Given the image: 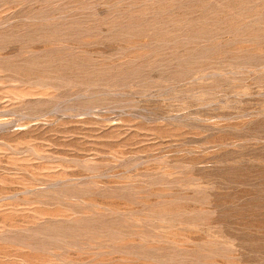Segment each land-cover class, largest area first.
<instances>
[{
    "label": "rangeland",
    "instance_id": "rangeland-1",
    "mask_svg": "<svg viewBox=\"0 0 264 264\" xmlns=\"http://www.w3.org/2000/svg\"><path fill=\"white\" fill-rule=\"evenodd\" d=\"M0 264H264V0H0Z\"/></svg>",
    "mask_w": 264,
    "mask_h": 264
}]
</instances>
